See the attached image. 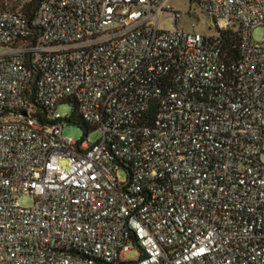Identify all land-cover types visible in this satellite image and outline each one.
I'll return each instance as SVG.
<instances>
[{
    "label": "built area",
    "instance_id": "obj_1",
    "mask_svg": "<svg viewBox=\"0 0 264 264\" xmlns=\"http://www.w3.org/2000/svg\"><path fill=\"white\" fill-rule=\"evenodd\" d=\"M166 1L0 10V264H264V0H198L203 35Z\"/></svg>",
    "mask_w": 264,
    "mask_h": 264
},
{
    "label": "rangeland",
    "instance_id": "obj_2",
    "mask_svg": "<svg viewBox=\"0 0 264 264\" xmlns=\"http://www.w3.org/2000/svg\"><path fill=\"white\" fill-rule=\"evenodd\" d=\"M197 1L198 0H167L166 2L182 13L181 29L183 31L203 35L208 33L210 29L213 31V23L210 20L203 18L197 7ZM193 23L195 26H192ZM159 27L160 29L165 30L171 28L169 21L166 20L164 15L160 16ZM262 37H264L263 27L255 28L252 31L253 41H259ZM73 109L74 105L72 103L63 102L57 105L56 112L59 113L62 118H68L72 114ZM63 136L74 141L87 139L91 143L96 142L100 138V134L95 129L84 130L77 125L67 124L65 122L63 124ZM117 177L119 181H124L126 179V174L122 170L117 173ZM32 202V199L28 196L21 197L18 200V203L23 207H30ZM134 256L135 253L130 252L125 255V258L132 259Z\"/></svg>",
    "mask_w": 264,
    "mask_h": 264
},
{
    "label": "trees",
    "instance_id": "obj_3",
    "mask_svg": "<svg viewBox=\"0 0 264 264\" xmlns=\"http://www.w3.org/2000/svg\"><path fill=\"white\" fill-rule=\"evenodd\" d=\"M42 1L44 0H0V10H7L22 15L27 20L28 25H31L37 8ZM221 49L225 60L229 62L237 60L240 49L239 33L231 30L223 32L221 34ZM63 102L74 105L72 114L68 118H63L65 123L77 125L84 130L94 129L82 119L79 112V104L75 97L64 100L61 103Z\"/></svg>",
    "mask_w": 264,
    "mask_h": 264
}]
</instances>
